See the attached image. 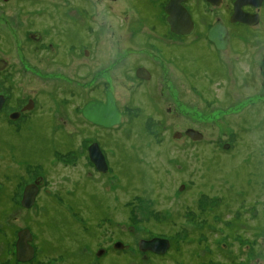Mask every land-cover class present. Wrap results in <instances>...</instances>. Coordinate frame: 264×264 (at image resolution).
<instances>
[{"label":"rangeland","instance_id":"1","mask_svg":"<svg viewBox=\"0 0 264 264\" xmlns=\"http://www.w3.org/2000/svg\"><path fill=\"white\" fill-rule=\"evenodd\" d=\"M96 2L88 27L79 28L91 56L79 44L60 63L51 60L56 48L38 59L27 37L37 29L27 24L32 15L38 20L35 12L0 0V57L8 61L0 83L11 96L0 122L36 94L42 113L19 131L18 122L0 128V264H16L8 259L24 227L37 245L26 264H264V23L234 27L230 46L216 51L164 31L159 6L144 26L132 7L129 17L123 12L136 0ZM52 14L40 24L49 30L45 47L65 21ZM127 22L144 39L130 41ZM90 26H101L98 36ZM66 28L76 31L74 22ZM138 65L152 78L135 77ZM43 71L61 79H41ZM106 88L121 120L101 128L83 121L79 109L103 99ZM189 127L203 139L173 138ZM95 141L106 173L89 159ZM36 180V204L24 209L23 187ZM155 236L170 241L168 252L141 258L138 239ZM116 240L127 251L113 249Z\"/></svg>","mask_w":264,"mask_h":264},{"label":"flooded vegetation","instance_id":"2","mask_svg":"<svg viewBox=\"0 0 264 264\" xmlns=\"http://www.w3.org/2000/svg\"><path fill=\"white\" fill-rule=\"evenodd\" d=\"M71 1H73V0H2V2L5 4L10 3V2H17L16 4H18L20 6V10H22L23 12H29L30 14L35 12V16H37L36 18L38 20H36L34 18V16L32 15L33 19L29 20L27 24L33 23L35 21V25L37 26V29H35L32 32L28 31L27 37L31 41V43L34 44V46H35L34 48L36 50H38L37 53L41 52V55L38 57V59H41V58L47 59L45 56L47 54V51H45V50L51 49L53 51L56 48V51L51 55V60L58 61L60 63H65V62L70 61V54H72L73 51L75 53L76 46L79 44H81V46H82L81 53L84 56V58H87V57L91 56V54H92L90 46L87 45L86 37L82 36L80 34L81 32L79 31V28L82 30L83 28L86 29V27H88L86 25V22L90 21V19L92 17H94L93 16L94 15L93 6L96 5L97 2H96V0H78L76 2H71ZM118 1L119 0H111V2H118ZM169 1L170 0H136V5L134 4L135 6H131L128 4L129 6H126L127 9L123 10V12L125 13L126 16L129 17L130 16L129 14L132 11H130L128 8L132 7L133 10L135 9L134 11L137 12V15H139L142 18L141 21L143 22V25L147 26V24L150 25V23L148 21H145L146 18H149V19L153 18V14L154 15L156 14L155 7L159 6V11L161 12V14L163 13V16H164V18L162 19V22L164 25V26H162V29L164 31L168 30L169 31V32H167L168 34H170L176 38H179V39L192 38V40H191L192 43L199 42V41L206 42V44H208V46L209 45L212 46L216 51L225 50L226 48H228L230 46V44L232 43V40L234 38V35L236 34L233 31L234 27L237 29H243V28L248 29V28H254L255 26H258V25L264 23V0H253V1L251 0V1H248L246 3H243L240 6V9L243 12L248 13L250 15H254V16L249 17V20H255L254 24H249V23L243 22L239 19L235 20V21L232 20V15L234 14V12L236 10L235 6L237 4V0H196V2H194V3H193V0H182L180 2V4L186 9V11H187V13L191 19L192 27L189 30V32H187V33H182V32L178 33V32L171 30L170 24L167 21L168 13L166 12L165 7ZM87 5L89 6V9H87L88 8ZM50 6H55L57 9H49ZM65 7H66V9H64ZM71 8H73V9H71ZM148 10H149V14L147 13ZM52 12H55V14L57 16H59V14H60L61 19H63L62 15H61V14H63L65 21L60 20V27H59V30L57 31L58 33H56L57 38H55L54 41L52 40V41L47 42V47H45V44H44L45 38H46V35H45L46 32L45 31L49 32V30H47L46 28L40 27V24L46 16H53ZM88 12H91L90 15ZM71 13H73V14H71ZM55 20H56L57 25H58L59 20L58 19H55ZM72 22H74L76 25V28H75L76 31H72V32L68 33L67 32L68 30L66 27L69 26V23L72 24ZM92 22L95 23L94 19H92ZM131 23L127 24L128 31L130 29V31H129L130 32L129 33L130 34V37H129L130 41H135L136 39H144L141 32L136 31L135 25H132ZM92 25L96 26L95 24H92ZM153 25L154 26H151V27H154L153 29L157 28L155 31H157V30L159 31L161 29V27L156 25L155 23H153ZM212 27H215L217 29L216 30V38L221 40V42H225L226 46L224 49H217L214 42H212L209 39L208 34H209V30ZM89 28H91V34L92 35L94 34V36L95 35L98 36V33H99L98 30L101 29V26H97V27L90 26ZM160 39H161V37H160ZM95 41H96V39H95ZM143 48H149V47L147 45L139 47V49H143ZM160 57H161V55H160ZM0 59L5 62V66L2 69H0V71H3L5 69H7L8 61L2 57H0ZM140 66H143V65H138L137 67L134 68V76L139 78V79L148 81L150 78H152V74L147 67L143 66L150 73L149 79H143V78H140L136 75V70ZM97 71L100 72L99 69H97ZM39 75H40L39 77L41 79H50V78L61 79L60 77H58L55 74V72H51L48 74V73L43 71V72H40ZM1 88L2 87H1V83H0V95H1L0 111L4 110V108H7L9 99L11 97L10 95L5 94V92H3L1 90ZM108 90H110V89L106 88L104 90L103 99L90 98L85 103H83L82 107L79 109L80 115L84 119L83 121L88 122L89 124L96 126V127H101V128L103 127V126L96 125V124L88 121L82 114V108L90 100L105 102L106 92ZM110 91H112V90H110ZM37 95L38 94H36L35 96L34 95L33 96H27L25 101L22 104H20L17 108H14V109H11L10 111H8L3 116L2 121L0 122V128L1 129L7 128L6 125L2 124L4 121L8 125H11V123H15V122H18V124L20 123L19 127H17L18 131L20 130V125L24 121H25V124L30 125V122L33 120L34 115L39 116L40 114H42L39 111H37L38 106H39L38 99L36 98ZM48 98H50V96ZM46 114L49 115L48 121L51 120L53 128H55L54 126L59 128L60 127L59 125H54L55 123H58V122H55L53 116L50 115L48 112ZM69 137L72 138L71 136H69ZM92 143H90V145ZM88 147H87V153L89 156ZM105 161H106V159H105ZM106 164H107V162H106ZM93 165H94V163H93ZM107 166H108V164H107ZM94 167L96 168L95 165H94ZM108 170H109V166L107 168V171ZM97 171H99V170L97 169ZM106 172H104V173H106ZM100 173H103V172H100ZM37 179L39 181L41 180L40 177ZM18 183H20V181ZM31 183H34V182H30L28 184H31ZM28 184H26V185H28ZM35 184H37L38 190L34 196V202L30 207H24V205L22 203L24 189H25L26 185L23 187L22 196L20 198L19 204L24 209H29L36 204V196H37L39 188H40V186H39L40 183H37V180H36ZM2 189H3V185L1 186L0 190H2ZM24 228H27V227H24ZM24 228L16 230V234H15V237L13 240V245H14L13 256H11L8 259V260L12 259L13 261L16 262V264L29 263L30 261H32L36 257L37 245L32 243V240H34V235L29 228H27V229H29L30 233L32 234V239L29 241V243H30V245H32V247L34 249V255H33L32 259H30L29 261H19L16 257V240L18 239V232ZM139 240L140 239H138V241L136 243L137 248H138ZM116 241H120V240H116ZM116 241H114L112 243L113 249H117L114 247V243ZM122 244L128 248V244H124L123 242H122ZM127 248L124 247L122 249H125V251H127ZM122 249H119V250H122ZM138 250L142 253L141 258H145V257L150 258V257H161V256L165 255L169 249L163 254H157V253H155L153 251H149V250L141 251L139 248H138ZM105 251L106 250L103 248L102 250H99V252L97 251L95 253V256L98 257L100 253L105 255L106 254Z\"/></svg>","mask_w":264,"mask_h":264},{"label":"water","instance_id":"3","mask_svg":"<svg viewBox=\"0 0 264 264\" xmlns=\"http://www.w3.org/2000/svg\"><path fill=\"white\" fill-rule=\"evenodd\" d=\"M182 0H170L165 10L168 13L167 21L170 24L171 30L175 32L187 33L192 27L191 19L186 11V9L180 4ZM251 0H237L236 10L232 15V20H241L243 22L254 24L255 20H249V17L254 16L243 12L240 6ZM253 1V0H252ZM216 28L212 27L209 30V39L214 42L217 49H224L225 42L216 38ZM5 66V62L0 59V69ZM136 75L143 79H149L150 73L148 70L140 66L136 70ZM1 103V95H0ZM83 116L90 122L100 125L106 128H110L117 125L121 120V112L116 104L115 97L112 91L108 90L106 92L105 102H99L95 100L88 101L82 108ZM186 135L193 141H199L203 139V133L198 129L189 127L185 129L184 133L180 131H174L173 138H180L182 135ZM224 149L229 147V144H223ZM89 158L94 163L96 168L100 172L107 171V164L102 154L98 144L93 142L88 147ZM38 186L35 183H31L25 186L22 203L24 207H30L34 202V196L37 193ZM32 239V234L27 228L22 229L18 232V239L16 240V257L19 261H29L34 255V249L30 245L29 241ZM114 247L117 249H122L125 246L121 241H116ZM170 247V241L162 237H152V238H142L138 242V248L141 251H153L157 254L165 253Z\"/></svg>","mask_w":264,"mask_h":264}]
</instances>
